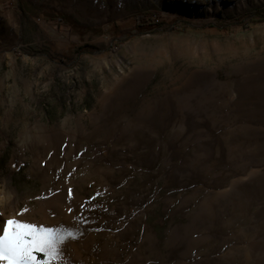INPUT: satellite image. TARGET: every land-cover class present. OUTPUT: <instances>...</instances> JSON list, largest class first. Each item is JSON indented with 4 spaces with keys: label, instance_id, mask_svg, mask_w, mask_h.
I'll return each mask as SVG.
<instances>
[{
    "label": "rangeland",
    "instance_id": "1",
    "mask_svg": "<svg viewBox=\"0 0 264 264\" xmlns=\"http://www.w3.org/2000/svg\"><path fill=\"white\" fill-rule=\"evenodd\" d=\"M261 10L0 0V234L64 230L53 264H264Z\"/></svg>",
    "mask_w": 264,
    "mask_h": 264
},
{
    "label": "snow or ice",
    "instance_id": "2",
    "mask_svg": "<svg viewBox=\"0 0 264 264\" xmlns=\"http://www.w3.org/2000/svg\"><path fill=\"white\" fill-rule=\"evenodd\" d=\"M64 230L40 227L16 218L3 221L2 264H53L61 257Z\"/></svg>",
    "mask_w": 264,
    "mask_h": 264
},
{
    "label": "trees",
    "instance_id": "3",
    "mask_svg": "<svg viewBox=\"0 0 264 264\" xmlns=\"http://www.w3.org/2000/svg\"><path fill=\"white\" fill-rule=\"evenodd\" d=\"M166 10L168 12H170L173 16L176 17V15H178L180 18L177 19V20H173L175 21V26H180V27H186V28H192L191 24L185 20H182L181 17H184V16H188L190 14V10L187 9L186 6H184L182 8V10H177L174 8L173 5H167L166 6ZM151 18H150V22L153 23V26H157V27H160L163 25V23L161 22L160 19L157 18V15L155 14H151L150 15ZM59 21H62V20H66L65 22L68 23V25L73 28L74 30H76L78 33H81L80 31L84 28H81L79 27L77 24L69 21L67 18H59L58 19ZM264 24V10H261V11H258L257 13H255L249 20L248 22H240L238 24L239 27H241L242 29L244 30H248V29H252V28H255V27H258L260 25H263ZM209 29L211 30H217L219 32H227L229 31V28L230 27H227L225 26L223 23H218L217 25H214V26H209L208 27ZM86 31H97L96 29H89V28H86Z\"/></svg>",
    "mask_w": 264,
    "mask_h": 264
}]
</instances>
